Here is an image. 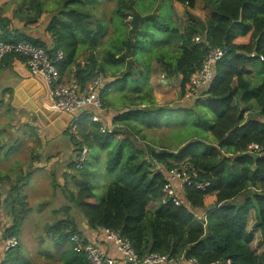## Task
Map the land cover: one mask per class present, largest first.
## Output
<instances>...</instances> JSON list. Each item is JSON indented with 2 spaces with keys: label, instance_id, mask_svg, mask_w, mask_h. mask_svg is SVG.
<instances>
[{
  "label": "trees",
  "instance_id": "16d2710c",
  "mask_svg": "<svg viewBox=\"0 0 264 264\" xmlns=\"http://www.w3.org/2000/svg\"><path fill=\"white\" fill-rule=\"evenodd\" d=\"M203 1L209 10L204 21L191 14L182 20L171 12L172 2L194 9L196 0H160L157 6L152 0L147 5L144 0H51L50 4L12 0L17 5L14 17L25 27L46 14L50 40L12 29L11 20L1 16L0 42L28 43L44 50L51 61L57 51L62 52L63 59L55 63L60 77L72 72L80 86L93 77L106 81L99 95L103 107L117 112L111 119L116 129L101 133V123L92 122L87 113L70 122L89 151L93 144L98 146L105 157L104 170L113 178L96 203L93 189L98 174L83 173L86 162L80 169L74 164L81 178L70 202L89 229L118 232L139 255H167L169 260L196 264H264V154L245 152L252 143L264 149V0ZM105 3L112 5L109 18L101 9ZM152 9L155 13L143 16ZM156 36L161 38L153 40ZM195 36L200 37L198 42L193 41ZM99 46L105 50L101 61L94 56ZM212 48L224 55L214 66L205 99L192 101L188 108L157 105L150 84L152 62L161 67L163 80L177 79L180 95H185L190 77ZM82 54H87L85 61L78 64ZM4 59L25 65L21 56ZM255 77L257 83L252 82ZM180 115L184 117L178 120ZM176 125L183 127L178 149L142 151L133 140H144V128ZM122 132L125 136L116 140ZM183 167L190 180L182 188L184 199L175 204L163 188L167 173ZM29 176L30 171L15 179L0 174V184L9 187L3 198L0 192V206L11 221L4 237L18 241L5 251L1 264H32L19 241L20 225L30 213L20 189ZM208 196L214 198L212 204L205 203ZM156 200L164 202L149 208ZM57 212L64 218L44 230L46 239L57 246L70 244L57 264H87L70 242L73 235L82 236L71 208ZM199 212L203 222L196 218Z\"/></svg>",
  "mask_w": 264,
  "mask_h": 264
},
{
  "label": "rangeland",
  "instance_id": "374dc122",
  "mask_svg": "<svg viewBox=\"0 0 264 264\" xmlns=\"http://www.w3.org/2000/svg\"><path fill=\"white\" fill-rule=\"evenodd\" d=\"M47 2V4H50L51 0H44ZM154 3V6H157L160 2V0H152ZM145 5H147L150 0H144ZM48 6V5H47ZM17 7V5H16ZM111 8L112 5L110 3L102 4L101 9L106 14V17L109 18L111 16ZM165 8V7H164ZM155 10L152 9V11L148 12L145 15L153 14ZM171 12L177 13V16L180 17L182 20H186L188 18V14H191L200 20H205L206 17L209 15L208 8L205 7L203 0H196L194 9H187L185 6H181L175 2H172L171 4ZM163 17L165 14H162ZM41 19L29 26L28 30H31V33H34L33 31L40 34V37L43 41H49L46 40L48 37L47 33L44 32L46 22H47V16L43 14ZM43 20V21H42ZM127 21L130 20V18L126 19ZM173 20V19H172ZM42 21V22H41ZM46 36V37H45ZM108 37V36H107ZM106 37V38H107ZM105 38V39H106ZM160 36H156V38H153V40L160 39ZM104 46H99L97 50L94 53V56L97 58L98 61H101L104 57ZM84 53V52H82ZM85 55L82 54V56L78 58V64H83ZM258 67H260V64H257ZM152 78L150 79L151 85H152V94L154 96L155 102L157 105H163V106H178L183 108H188L189 106H192V101L187 100L184 97V92L182 95H180V89L178 87V80L175 78H172L169 80V83L163 82V72L160 66H158V63L152 62ZM69 78L72 76L69 74ZM258 78H253V83H257ZM106 84V81L103 80V85ZM102 85V86H103ZM186 90V88H185ZM118 102V101H117ZM7 107V106H6ZM117 112L115 110L108 111L107 108L104 107V114L100 117V123L102 126L107 125V123H111L109 120L116 114ZM8 115L3 116V120H0V144L3 145L2 148H0V167L5 168L7 165L10 166L11 172H6V175L9 177H12V175L15 176H22L20 174L19 169L23 166V158L31 153V150H33V153L39 154L40 151L42 152L40 155V162L43 163V166H47L48 160L47 158L51 155L61 153L63 151L64 157H62V160H66L69 157L68 152H66V149L68 146L71 147L72 145L78 147L77 144L79 143V148H87V145L85 143L84 137L78 132L75 126L71 125V123L68 124L66 131L69 132L74 136L75 141L71 143V139L68 134L62 133L59 135V137L55 141H51L50 143L47 142V145H41L38 146V142H34V148L30 146L29 139L24 138L22 135L21 130L18 128L16 129L13 127L12 123L14 122V125L18 124V116L11 113H7ZM112 116V117H111ZM180 117H184L182 115L178 116L177 119L179 120ZM186 118V117H185ZM188 120V117L186 118ZM107 129L114 130L116 129V126L107 125ZM183 129V127L176 126H162L160 128L155 129H142L141 134L144 136V140H141L139 137L134 138L133 140L136 142V145L140 147L142 151L144 149H151L154 152H160L161 150L167 148L169 150H175L180 148L179 141L183 140L181 136L180 130ZM12 130V132H10ZM65 131V132H66ZM30 133H33L32 130L29 129ZM184 132V131H183ZM33 139H35V135L33 134ZM125 134L122 132V134H117L116 140H120ZM6 138H9L8 143H4ZM23 138V139H22ZM8 147V149L5 151V149ZM78 148V149H79ZM37 149V150H36ZM78 149H76L78 151ZM89 150V149H88ZM2 151H5V153H1ZM75 151V152H77ZM77 157V156H76ZM107 158V156H106ZM103 159H105L104 154L98 153V146L96 144H93L91 147V150L86 153V163L84 165V171L83 173L89 174L90 172L96 171L98 174V177L94 183V199L96 203H99L101 199L103 198L105 194V188L106 185L113 181L112 179H109L108 175L106 174V170H104L103 167ZM61 159H59L58 163L55 165H60ZM55 165L52 166V170L54 169V173H51L50 177L47 175L46 181L45 180V174L46 170L44 168H38V169H32L33 173H35L33 176H39L43 180V184H40L38 182L37 185H35V178L32 177L29 184V192L30 195V207H33L34 215L32 218L29 217L27 219V223L24 228V234H21V244L24 247V254L30 258L33 264H56V261H47L48 256L46 252L51 251L53 253V257L56 256L57 252L55 248H53V245L49 240H46L45 238V228L50 224V221L52 219H58L55 217H51L49 210H55L60 205L65 203V205L71 206L68 202V198L64 197L62 190L64 191L63 187L60 185H64V181L67 180V185L70 187L73 186L74 179H79L77 174L72 173L70 170V173L67 174V177L64 178L63 175L66 174L65 172H62L64 168L58 169V167H55ZM55 167V168H54ZM0 168V171L2 170ZM80 170H75L76 173H78ZM62 172V173H61ZM1 175H4L2 172H0ZM25 175V174H24ZM32 174L29 176L31 177ZM12 179V178H11ZM40 179V180H41ZM57 180V182L60 184L57 188L55 186V183L52 184L51 180ZM64 183V184H63ZM43 185L45 187H43ZM23 189V188H22ZM72 189V188H71ZM68 190V188H66ZM32 191L34 193H32ZM76 189L72 190V192H75ZM21 192V189H20ZM38 195V196H37ZM38 197V198H36ZM36 198V199H35ZM161 203L160 200H156ZM157 202V203H159ZM214 202V199L212 196H208L205 198L206 204H212ZM159 203V204H160ZM158 204V205H159ZM48 210H47V209ZM157 208V205L154 206V209ZM4 214V212H3ZM56 213H52V216ZM5 215V214H4ZM1 217V216H0ZM79 228L85 232L87 229L85 219L81 216V214L78 212V210L74 211V217H73ZM196 218L198 221L203 222V213H197ZM48 223V225L45 226V224ZM253 224V216L249 219V228ZM82 236H85L84 233H82ZM256 236L258 234L256 233ZM252 246H255V242ZM42 249V250H41ZM41 252V253H40ZM52 257V258H53Z\"/></svg>",
  "mask_w": 264,
  "mask_h": 264
},
{
  "label": "crops",
  "instance_id": "0c3cea01",
  "mask_svg": "<svg viewBox=\"0 0 264 264\" xmlns=\"http://www.w3.org/2000/svg\"><path fill=\"white\" fill-rule=\"evenodd\" d=\"M11 1L12 0H0V10H1L0 17L2 16V17H5L11 20L10 28L16 29L22 33L28 34L34 38H38L42 40V38L40 37V34H38L35 31H33L34 33H31V30H28L29 26L25 27L23 22L19 21L17 18L14 17V11L16 10L17 7ZM44 15L46 16V14ZM44 32H46L45 29H44ZM48 39L50 40V38H47L46 40ZM43 42H46V41H43ZM69 76L70 75L64 74L62 76L63 81H69L71 78H73L72 76L69 78ZM163 82H166V81L164 80ZM102 85H103V80H102ZM11 112L18 116V120H17L18 124L14 125V122H13L12 126L15 127L16 129L18 128L19 130H21L22 135L24 136V138L29 139V144L33 148H34L35 141L38 142V146H41V145L46 146L47 142L50 143L51 141H55L59 137L60 134L69 133V132L67 133L65 128H67L68 124L71 122L70 116L67 114L57 112L52 108L51 104L48 102L46 98V87L43 84V82L39 80L38 78L32 77L29 74L25 65L22 63V61L17 60V59H4L3 61L0 62V120L2 121L4 119L3 116L8 115L7 113H11ZM103 114H104V111L102 112L101 116H103ZM109 121L111 122V120ZM107 124L110 125L111 123H107ZM29 129L32 130L33 133H30ZM10 132H12V130H10ZM0 133H1V130H0ZM33 134L35 135V139H33V136H32ZM8 141H9V138H6L4 143H8ZM71 143H72V140H71ZM2 147L3 145L0 144V148ZM78 148L79 147L76 148L75 145L74 147L72 145V150H71V147L68 146L66 149V152H68L69 157L66 160H62V157H64L63 151L59 153L60 155L58 154L51 155L50 157L47 158L48 160L47 166H43V163L40 162V157L38 155L42 153L41 151L39 154H37V153H33V150H34L33 149L31 150V153L29 155L23 158V161H24L23 166L19 169L20 174L24 176V174H26L28 171H30V175L32 174V176L29 177L27 183L21 187V193L23 196H25L26 203L30 210V213L28 214L27 219L29 217L32 218L33 216H35L33 212V207L29 206L31 203L30 195H29V192H31L29 190V187L31 184L29 183L32 177H34L35 185H37L38 182H40V184H43V180L39 176L37 175L33 176L35 173H33L32 169L44 168L46 170V174H45V180H46L47 175L50 177L51 173H54V169L52 170V166L57 164L59 159H61V164L55 165V167H58V169L64 168L62 171L66 173L63 175L64 178L67 177V174L70 173V170L72 171V173L77 174V176L81 178V175L75 172V166H74L75 158L77 156V152L75 151H77L76 149ZM7 149L8 147L5 149V151ZM5 151H2L1 153H5ZM1 169L2 170L0 172L4 174L2 176H7L6 172L8 171L11 172V168L9 165ZM7 177L10 179L19 178L18 176H15V175H12V177H9V176ZM83 178H85V176ZM78 180L79 179H74L72 187L71 186L69 187L67 185V180L66 182L64 181L65 183V184L63 183L64 185H60L56 179L51 180L52 184L55 183L56 188L59 185L63 187L64 191L62 190L61 192L63 193L64 197L68 198L67 200L69 204H71V206L65 205L66 203L65 202L62 205H60L58 208H56L55 210H49L51 217L58 218L57 220L52 219V221H50V224H53L57 222L58 220L64 218V216L61 213L57 212L60 208L64 206H69L71 208V216L74 217V211H76L77 209L70 202V198H71L70 195L74 193L72 192V190H74V188L76 189L75 182ZM43 187L45 186L43 185ZM173 187L176 190L177 197H180L179 199L183 200L184 198L182 194V188L179 187L177 184H174ZM8 188H9L8 184H5V183L0 184V192L3 194L2 198L4 197ZM66 188H68V190H66ZM32 193L34 192L32 191ZM157 202L159 201L152 202L148 207L154 209V206L156 205L158 206V204L160 203V202L159 203ZM161 202H164V200H162ZM3 212L5 215L3 214ZM52 213H56V214L52 216ZM0 216H1L0 217V264H1L4 260V253H5L4 242L7 240L4 237V233H5V230L10 227L11 221L2 206H0ZM27 219L22 223V225H20L19 241H21V234H24V228L27 223ZM46 225H48V223H46L45 226ZM86 229L87 230L85 232H83L82 230L81 231L82 233L85 234V237L89 241L100 245L104 250L108 251V253H110L111 255H114L116 257L118 256V254L111 248L110 245H106L107 243L105 242L103 236L101 234H98L100 232H96V230L89 229L88 227ZM51 244L53 245V248H55L57 252L56 256L53 257V253L51 251L46 252L47 254L45 255L48 256L47 261H56V264H57V260H59V255L62 254L64 250H66L67 248L69 249L70 244L66 243L61 246H57V244L53 242H51ZM166 264H190V263L189 261L183 260L182 258H178V259L170 260Z\"/></svg>",
  "mask_w": 264,
  "mask_h": 264
},
{
  "label": "built area",
  "instance_id": "2783aa9c",
  "mask_svg": "<svg viewBox=\"0 0 264 264\" xmlns=\"http://www.w3.org/2000/svg\"><path fill=\"white\" fill-rule=\"evenodd\" d=\"M199 38V36H195L193 41L198 42ZM7 55H17L25 59V66L29 74L41 80L45 85L46 98L55 111L69 115L70 121L80 113H87L92 122H100L101 114L104 111L99 95L102 85L101 77H93L84 86H80L74 78L69 81H63L55 67V63L63 59L62 52L57 51L54 60L51 61L44 50L28 43L0 42V62ZM223 55L224 52L219 48L209 50L201 68L190 77L186 85L184 97L187 100L205 99L204 93L213 80L214 66ZM250 57H254V53L250 54ZM259 59L263 60L261 56ZM100 132L110 133L111 130L107 129L106 126H102ZM245 152L261 155L264 154V149L252 143L247 146ZM86 153H88V149L85 147L81 148L80 153L75 158L74 164L76 168L80 169L86 162ZM166 177L167 183L163 188V194L166 197H171L175 204H179V198L173 185L177 184L182 188L190 180L187 169L185 167L181 169L175 168L170 173H167ZM204 186L199 185L198 188L203 189ZM95 230L100 232L98 234L103 236L107 243L106 245H110L118 256L111 255L100 245L89 241L85 236L73 235L70 238V242L74 246L73 250L83 254L87 264H166L170 261L167 255L154 253L139 255L134 250L132 243L127 238L120 236L116 231L102 228ZM16 245L17 240L15 238H8L4 242V249L8 250ZM189 263L196 264L194 261H189Z\"/></svg>",
  "mask_w": 264,
  "mask_h": 264
},
{
  "label": "clouds",
  "instance_id": "9594fccd",
  "mask_svg": "<svg viewBox=\"0 0 264 264\" xmlns=\"http://www.w3.org/2000/svg\"><path fill=\"white\" fill-rule=\"evenodd\" d=\"M194 102H195V101H194ZM110 133H111V132H110ZM182 188H183V187H182ZM12 238H14V237H12ZM6 239H8V238H6ZM15 239H16V238H15ZM16 240H17V239H16ZM17 243H18V241H17ZM16 246H17V245H16ZM16 246H15V247H16ZM8 250H9V249H8ZM5 251H7V250H5Z\"/></svg>",
  "mask_w": 264,
  "mask_h": 264
}]
</instances>
